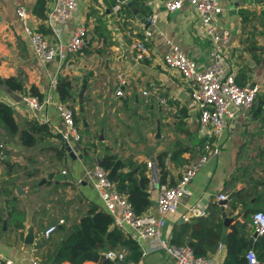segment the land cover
<instances>
[{
	"label": "crops",
	"instance_id": "1",
	"mask_svg": "<svg viewBox=\"0 0 264 264\" xmlns=\"http://www.w3.org/2000/svg\"><path fill=\"white\" fill-rule=\"evenodd\" d=\"M43 1L46 17L55 0ZM166 1L142 0L141 10L134 0H128L123 2L127 12L122 17L102 5L99 14H103L104 26L98 29L92 15L93 0H75L77 7L71 19L62 25L53 22L51 27L60 32L62 44L80 27L87 30L88 39L82 50L66 57L65 66L58 72L56 58L43 65L33 56L16 18V8L23 5L28 12V25L49 43H55L45 18L33 14L37 0H0V101L13 108L20 130L35 119L49 133L42 136L37 146L27 148L0 127V143L8 152L7 160L25 168L8 176L0 164V262L30 264L35 258L39 264L43 249L38 253L33 250L48 226H56L52 237L62 239L78 224L90 204L105 211L86 173L93 165L119 160L128 166L123 169L127 172L138 164H146V175L151 180V206L146 212L157 217L156 192L160 185L152 181L157 180L158 161L164 162L176 184L184 169L198 160L201 154L198 113L189 86L176 71L165 68L161 58L171 43L204 67L210 61L212 44L199 35V16L193 8L184 4L169 14L164 10ZM219 1L223 13L215 23L219 30L231 34L223 51L237 67L236 83L240 86L258 83L261 92L248 120L237 115L227 121L217 139L220 153L198 169L188 186V194L166 219L163 229V237L170 240L182 225L198 220L215 230L219 227L220 240L214 253L207 255L210 264L224 263L227 235L236 225H246L249 243L255 241L250 215L257 210L264 212V0ZM129 2L144 18L158 17L150 27L149 58L143 61H136L129 49V44L144 30L127 6ZM55 77H65L72 85L69 104L82 133L80 143L72 145L75 160L68 158L60 139L62 123L55 108L60 101L57 91L52 94L51 104L35 114L19 103L25 94L44 100ZM119 77L126 85L123 97L116 98ZM9 78L18 80L24 92L9 91L3 84ZM57 150L64 153L61 159L56 156ZM42 172L52 177L39 185L45 177ZM219 194L227 197L223 210L226 218L232 219L227 226L222 219ZM197 202L206 207L207 216L184 219L188 208ZM125 230L126 237L141 252L147 248L129 227ZM30 234L32 243L28 244L26 238ZM185 237L186 242L191 239L189 233ZM109 252L125 258L123 251ZM143 262L173 264L172 258L163 252L149 253Z\"/></svg>",
	"mask_w": 264,
	"mask_h": 264
},
{
	"label": "built area",
	"instance_id": "2",
	"mask_svg": "<svg viewBox=\"0 0 264 264\" xmlns=\"http://www.w3.org/2000/svg\"><path fill=\"white\" fill-rule=\"evenodd\" d=\"M121 4L124 3L117 0L113 14L119 12ZM184 4H188L196 11L199 16L198 33L212 44L210 61L206 66L200 67L178 46L168 43L169 50L162 56L161 63L168 70L176 71L189 86V95L198 113L197 135L201 142V154L198 160L184 169L174 186L159 187L156 192L157 217L147 212L141 216L135 215L130 202L124 195L116 191L114 183L108 177V172L99 164H95L86 170L105 211L113 220V225L124 234H126L125 227H129L139 240L146 243L147 248L142 250L140 260L136 264H144L143 258L147 254L155 252L165 253L172 258L173 264H210L207 256H195L190 247L171 244L169 240L163 237V229L166 225V219L175 213L180 200L188 194V186L198 169L220 153L217 139L222 136L227 121L234 120L237 115L243 120H248L261 92V86L258 83H249L243 86L236 83L237 67L228 61V57L223 51L224 46L230 41L231 34L227 30H219L215 23L223 13L220 1L167 0L164 3V10L171 14L180 10ZM76 7L75 0H55V6L47 12L45 25L52 32L55 40L53 44L49 43L40 32L28 25V12L23 5L18 6L15 11L33 56L43 65L56 58L58 60V72L65 66L66 57L82 50L87 43L88 35L84 27L76 29L71 39L65 44L60 41V32L51 27L53 22L59 25L65 24L71 19ZM157 18V15L147 17L149 27L144 28L142 38L135 39L129 44V49L134 53L136 61L149 58L147 44L152 38L150 27ZM56 85L57 77L50 81L49 91L44 100L25 94L20 97L19 103L33 114L40 112L51 104ZM125 85L123 78L119 77L115 91L116 98L123 97ZM55 108L62 123L61 141L72 148L73 144L80 143L82 139L74 121L73 108L69 103L61 101L55 104ZM3 158V146L0 144V159ZM147 166L151 168L152 164L148 163ZM156 181L155 178L152 182L155 183ZM226 198L224 194H219L217 199L224 201ZM186 215L187 217L184 219H202L207 216V210L203 204L197 202L188 208ZM59 224H62V221ZM250 226L253 234H256V238L264 235V213L262 211H255L250 215ZM55 231L56 226H48L44 230L42 238L48 239ZM130 235L134 237L132 234ZM221 248L222 246L219 245L218 250ZM105 258L123 261L122 255H115L111 252H107ZM244 259L246 264H264L258 260L255 252L251 249L245 254ZM4 263L12 264L11 262ZM29 263L38 264V261L32 258ZM84 264L94 263L87 262Z\"/></svg>",
	"mask_w": 264,
	"mask_h": 264
},
{
	"label": "trees",
	"instance_id": "3",
	"mask_svg": "<svg viewBox=\"0 0 264 264\" xmlns=\"http://www.w3.org/2000/svg\"><path fill=\"white\" fill-rule=\"evenodd\" d=\"M141 1L134 0L142 10ZM93 5L92 15L96 17L97 28L100 29L104 26L103 14H99L100 9L106 8L113 12L117 0H93ZM44 7V1L37 0L33 14L40 19H44ZM125 12H127L126 6L121 4L116 15L122 17ZM141 38L142 32L137 39ZM3 84L11 92H24L21 83L15 78L6 79ZM71 90L72 85L67 78L59 77L57 79L56 91L61 102L69 103L72 100ZM73 115L76 124L74 110ZM0 127L12 137H16L20 144L27 148L37 146L42 136L49 135L47 127L35 119L20 130L15 120L13 108L1 101ZM39 135L40 137L37 138ZM2 146L4 158L0 159V164L7 171L6 175L14 174L18 169L24 170V167L7 160L8 152L3 144ZM55 152L58 159L63 157V151L57 150ZM99 165L108 172V177L112 182L116 179V182H113L116 191L122 195L126 193L125 197L132 205L135 215L141 216L146 213L151 206L149 193L151 180L146 175V164H138L133 168L131 167L127 172H123V169L128 166L119 160L103 161ZM158 169L157 183L160 186H174L173 177L162 160L158 161ZM217 228L218 230H215L207 222L198 220L195 224L182 225L179 231L173 232L169 241L176 246L186 245L190 247L197 257H206L208 254L214 253L220 240V229ZM245 229L246 225L239 224L233 227V231L227 235L228 252L223 264H246L244 257L250 249L248 247L249 232H245ZM187 233L190 234L191 238L188 242L185 241ZM52 236L48 239L42 238L41 242L35 245V253L43 249V253L39 256V264H84L87 262L117 264V261L105 258L106 253L104 250L107 252L123 251L125 253L123 262L125 264H136L141 255L139 247L113 225L111 216L94 204L88 206L87 212L81 217L78 224L74 225L62 239ZM251 250L255 252L259 261L264 262V235L252 242ZM0 264L5 263L0 262Z\"/></svg>",
	"mask_w": 264,
	"mask_h": 264
},
{
	"label": "water",
	"instance_id": "4",
	"mask_svg": "<svg viewBox=\"0 0 264 264\" xmlns=\"http://www.w3.org/2000/svg\"><path fill=\"white\" fill-rule=\"evenodd\" d=\"M121 1L125 3V2H127L128 0H121ZM127 6L130 8V10L132 11L133 15L136 17V19H137L141 24L144 25V28H145V29H147V28L149 27V25H148V23H147V18H144L141 14H139L138 10L133 6V4H132L131 2H129V3L127 4ZM65 152H66L68 158H72L73 160H75V158H76V154H75V152L72 150L71 146H69L68 144H65ZM79 158H81V156H79ZM42 173L45 175V177H44V179L40 182L39 185H43V184H45V182H46L48 179H50V178L52 177V174H50V173H47V172H42ZM113 182L115 183V182H116V179H115ZM125 195H126V193H125ZM226 203H227L226 200L219 202V205L221 206V209H222V219H223V221H224V225H225V226H227V224H228L229 222L232 221V219H228V218H226V214H225V212H224V210H223V207L226 205ZM31 237H32V236H31V234H30V235H28L27 238H26V241H27L28 244H31V243H32V239H31ZM256 237H257L256 234H253V238H256ZM248 247H249V249L252 248V242L249 243V246H248ZM104 252L106 253L107 251L104 250ZM117 264H124V263L121 262V261H117Z\"/></svg>",
	"mask_w": 264,
	"mask_h": 264
},
{
	"label": "rangeland",
	"instance_id": "5",
	"mask_svg": "<svg viewBox=\"0 0 264 264\" xmlns=\"http://www.w3.org/2000/svg\"><path fill=\"white\" fill-rule=\"evenodd\" d=\"M82 134V133H81ZM81 138H82V136H81ZM181 176V175H180ZM52 236V235H51Z\"/></svg>",
	"mask_w": 264,
	"mask_h": 264
}]
</instances>
